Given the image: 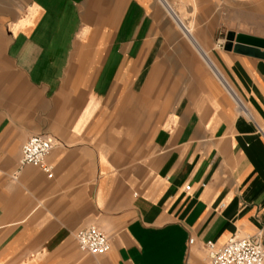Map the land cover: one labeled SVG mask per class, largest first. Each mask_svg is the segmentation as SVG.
Returning <instances> with one entry per match:
<instances>
[{
	"label": "crops",
	"instance_id": "1",
	"mask_svg": "<svg viewBox=\"0 0 264 264\" xmlns=\"http://www.w3.org/2000/svg\"><path fill=\"white\" fill-rule=\"evenodd\" d=\"M170 1L0 0V264H207L264 234V60ZM36 135L51 178L19 164Z\"/></svg>",
	"mask_w": 264,
	"mask_h": 264
},
{
	"label": "built area",
	"instance_id": "2",
	"mask_svg": "<svg viewBox=\"0 0 264 264\" xmlns=\"http://www.w3.org/2000/svg\"><path fill=\"white\" fill-rule=\"evenodd\" d=\"M54 143L45 136H31L21 147L20 166L39 168L48 178L52 177V166L46 158ZM78 250L86 255L101 256L109 252L107 236L95 226L80 229L74 234ZM193 239L189 240V244ZM207 264H264V234L233 236L218 247L212 241L203 244Z\"/></svg>",
	"mask_w": 264,
	"mask_h": 264
},
{
	"label": "rangeland",
	"instance_id": "3",
	"mask_svg": "<svg viewBox=\"0 0 264 264\" xmlns=\"http://www.w3.org/2000/svg\"><path fill=\"white\" fill-rule=\"evenodd\" d=\"M170 2L180 16L192 24L194 32L205 31L209 23L215 22L214 43L217 48L219 46L223 49L225 38L230 32L264 37V0H171ZM163 15L174 24L165 9Z\"/></svg>",
	"mask_w": 264,
	"mask_h": 264
},
{
	"label": "water",
	"instance_id": "4",
	"mask_svg": "<svg viewBox=\"0 0 264 264\" xmlns=\"http://www.w3.org/2000/svg\"><path fill=\"white\" fill-rule=\"evenodd\" d=\"M225 51L264 60V39L230 32L223 43Z\"/></svg>",
	"mask_w": 264,
	"mask_h": 264
},
{
	"label": "bare ground",
	"instance_id": "5",
	"mask_svg": "<svg viewBox=\"0 0 264 264\" xmlns=\"http://www.w3.org/2000/svg\"><path fill=\"white\" fill-rule=\"evenodd\" d=\"M168 7V6H167ZM168 10L171 12L172 15L175 16L174 12L172 11V9L170 7H168Z\"/></svg>",
	"mask_w": 264,
	"mask_h": 264
}]
</instances>
